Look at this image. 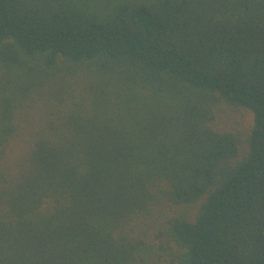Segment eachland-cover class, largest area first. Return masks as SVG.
I'll list each match as a JSON object with an SVG mask.
<instances>
[{
  "label": "trees",
  "instance_id": "obj_1",
  "mask_svg": "<svg viewBox=\"0 0 264 264\" xmlns=\"http://www.w3.org/2000/svg\"><path fill=\"white\" fill-rule=\"evenodd\" d=\"M0 264H264V0H0Z\"/></svg>",
  "mask_w": 264,
  "mask_h": 264
}]
</instances>
